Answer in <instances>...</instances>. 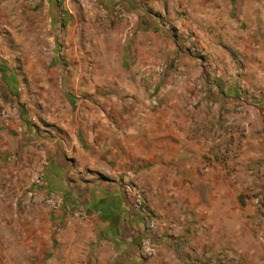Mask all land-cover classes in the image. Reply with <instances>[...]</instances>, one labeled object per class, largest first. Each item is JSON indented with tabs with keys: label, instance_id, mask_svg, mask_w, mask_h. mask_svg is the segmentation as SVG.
I'll return each instance as SVG.
<instances>
[{
	"label": "rangeland",
	"instance_id": "rangeland-1",
	"mask_svg": "<svg viewBox=\"0 0 264 264\" xmlns=\"http://www.w3.org/2000/svg\"><path fill=\"white\" fill-rule=\"evenodd\" d=\"M5 16L18 37L0 48V264H199L157 256L186 226L165 211L184 200L158 158L170 109L194 111L188 138H205L215 174L240 173L213 244L238 224L241 256H264V0H0ZM219 246V264H245Z\"/></svg>",
	"mask_w": 264,
	"mask_h": 264
},
{
	"label": "crops",
	"instance_id": "crops-1",
	"mask_svg": "<svg viewBox=\"0 0 264 264\" xmlns=\"http://www.w3.org/2000/svg\"><path fill=\"white\" fill-rule=\"evenodd\" d=\"M24 17H33V15L28 14ZM197 17L198 19H203L204 14H197ZM3 22L5 23L2 26L5 29L0 28V48L3 52L8 53L6 47L8 45L11 46V44L6 43L7 39L13 38L14 40V38L18 37V31L11 22V17L7 18L5 16ZM27 26L31 29L33 28L32 24L24 25V27ZM77 29L75 27L72 34H68L67 43L64 42V46L67 44L75 52L79 51L80 46V41L76 38L79 37ZM64 34L66 37L65 32ZM39 48H45V42L42 41L41 46L36 44V50ZM31 62L34 66L37 65L35 58ZM173 113L176 116L173 117ZM195 113H198L197 116H200L204 111H196ZM193 116L194 111L184 109L175 112L170 109L162 114H156V119L159 121L161 127L157 142L159 149L158 158L159 160L168 159L166 161L171 164L172 180L173 178L176 180L172 183L175 188L170 191L169 195L184 198L182 201L183 207L181 204H175L164 210L168 214L176 213V216H180V221H185L186 223L183 231L178 232L181 236L165 239L160 243L159 254L157 256H190L193 261H197L199 264H219V245L223 244L227 247L226 251L230 253V257L235 258L234 262H241L240 259L245 258V264H264V256H241L239 244L241 243L243 232L237 228L238 224H235L229 240L225 239L221 244H216V246L213 244L215 238H212L213 234L208 231L210 228L219 227L220 230H223V235L226 233L224 231L225 226H219L221 224L213 214L217 210V207L226 208L225 200L221 198L237 196L241 192L239 184L235 183L239 180L238 174L240 173L237 174L236 171H232L236 167V164L230 161L227 164L228 167L231 166L230 169L227 170L224 166L221 173H214L210 162H206L203 156L206 152L205 138H188V135L194 132L193 129L195 127L202 128L201 125H194ZM175 117L178 118L176 122L179 125H175L176 123L173 121ZM116 132L117 129L114 127H101L99 134H103L105 138L106 135H114ZM128 136V134L124 135L123 133L121 135L122 143H125L126 147H129L127 144ZM166 148L170 150L169 153L163 152ZM227 172L230 174L228 175ZM204 198H210L209 202L207 201L208 199ZM187 199H189V202ZM186 201L188 202V208H186ZM190 214L194 215L197 223L192 224L193 218H191ZM186 221H189L191 224L188 225ZM217 232L220 233L221 231ZM220 238L221 236H218V239ZM221 252H225V250H221Z\"/></svg>",
	"mask_w": 264,
	"mask_h": 264
},
{
	"label": "built area",
	"instance_id": "built-area-1",
	"mask_svg": "<svg viewBox=\"0 0 264 264\" xmlns=\"http://www.w3.org/2000/svg\"><path fill=\"white\" fill-rule=\"evenodd\" d=\"M0 117L3 118V119H6L8 117V113H7V110L6 109H3V108L0 109ZM36 180L38 182H40V178L39 177H37ZM256 202H258V199H256ZM143 249H145V251L147 253H150L151 252L150 251V244H149L148 241L143 242Z\"/></svg>",
	"mask_w": 264,
	"mask_h": 264
}]
</instances>
